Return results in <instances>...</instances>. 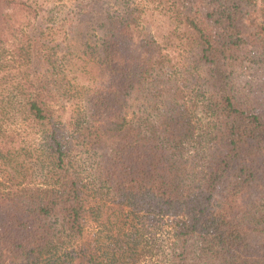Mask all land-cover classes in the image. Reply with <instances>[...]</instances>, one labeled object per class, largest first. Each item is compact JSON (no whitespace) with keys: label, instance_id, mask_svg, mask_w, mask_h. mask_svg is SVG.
Masks as SVG:
<instances>
[{"label":"trees","instance_id":"obj_1","mask_svg":"<svg viewBox=\"0 0 264 264\" xmlns=\"http://www.w3.org/2000/svg\"><path fill=\"white\" fill-rule=\"evenodd\" d=\"M0 264H264V0H0Z\"/></svg>","mask_w":264,"mask_h":264},{"label":"rangeland","instance_id":"obj_2","mask_svg":"<svg viewBox=\"0 0 264 264\" xmlns=\"http://www.w3.org/2000/svg\"><path fill=\"white\" fill-rule=\"evenodd\" d=\"M144 25L147 31H151L159 37L162 33L168 30L169 25L167 20L158 12L148 13L144 19ZM67 104V103H66ZM66 107V105H65ZM69 107L65 108L64 120L68 121L70 116ZM93 225V224H92ZM93 231V227L90 228Z\"/></svg>","mask_w":264,"mask_h":264}]
</instances>
